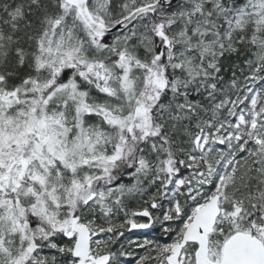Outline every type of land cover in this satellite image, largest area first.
<instances>
[{"label": "snow or ice", "instance_id": "1", "mask_svg": "<svg viewBox=\"0 0 264 264\" xmlns=\"http://www.w3.org/2000/svg\"><path fill=\"white\" fill-rule=\"evenodd\" d=\"M0 264H264V0H0Z\"/></svg>", "mask_w": 264, "mask_h": 264}]
</instances>
